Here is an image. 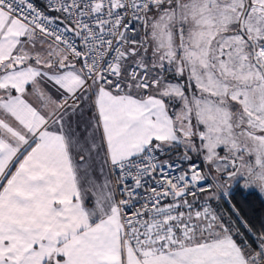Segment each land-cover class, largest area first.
Segmentation results:
<instances>
[{"label":"snow or ice","instance_id":"1","mask_svg":"<svg viewBox=\"0 0 264 264\" xmlns=\"http://www.w3.org/2000/svg\"><path fill=\"white\" fill-rule=\"evenodd\" d=\"M236 186L264 0H0V264H264Z\"/></svg>","mask_w":264,"mask_h":264},{"label":"trees","instance_id":"2","mask_svg":"<svg viewBox=\"0 0 264 264\" xmlns=\"http://www.w3.org/2000/svg\"><path fill=\"white\" fill-rule=\"evenodd\" d=\"M242 184V181H241ZM234 202L242 208L245 218L253 222L264 219V195L256 189L234 187Z\"/></svg>","mask_w":264,"mask_h":264},{"label":"rangeland","instance_id":"3","mask_svg":"<svg viewBox=\"0 0 264 264\" xmlns=\"http://www.w3.org/2000/svg\"><path fill=\"white\" fill-rule=\"evenodd\" d=\"M242 183H243V181H242ZM256 190H258V189H256ZM259 191V190H258ZM260 192V191H259ZM261 193V192H260ZM261 194H263L264 195V193H261Z\"/></svg>","mask_w":264,"mask_h":264}]
</instances>
